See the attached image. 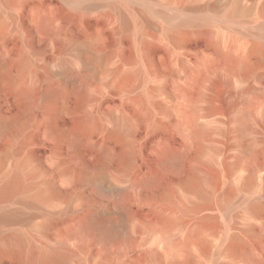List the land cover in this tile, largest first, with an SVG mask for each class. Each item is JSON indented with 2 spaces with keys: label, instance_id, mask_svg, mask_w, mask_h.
Wrapping results in <instances>:
<instances>
[{
  "label": "rangeland",
  "instance_id": "1",
  "mask_svg": "<svg viewBox=\"0 0 264 264\" xmlns=\"http://www.w3.org/2000/svg\"><path fill=\"white\" fill-rule=\"evenodd\" d=\"M206 3L216 8H204ZM263 4L0 1V60L13 77L18 75L15 63L25 56L30 61L20 80L7 84L0 78V116L28 122L20 132H0V184L15 159L30 156L24 171L32 185L0 200L1 213L20 216L0 222V264H29L31 246L52 247L62 240L71 253L67 264H164L172 255L189 258V264H228L226 249L233 237L239 255L264 264V53L252 55L245 75L232 71L226 56L241 45L264 42ZM234 6L242 11L227 19ZM77 7L84 8L81 14L74 12ZM117 12L130 22L128 29ZM185 19L196 22L180 26L182 44L162 35ZM83 33L100 34L101 50L79 49ZM141 38L150 44L149 60L141 52ZM105 52L112 56L100 62ZM83 60L90 63L87 71ZM134 61L142 77L117 87L113 68H132ZM62 63L70 71L63 80L58 78ZM49 76L60 84L56 100L27 106L17 98L20 82L29 83L38 96ZM75 79L84 87L83 100L68 84ZM48 108L54 114L53 135L45 127ZM242 108L249 110L244 130L231 119L233 110ZM112 118L130 122L125 137L111 132ZM193 122L204 127L200 150ZM166 148L184 154L178 167L164 161ZM9 149L14 156L5 154ZM251 173L253 181L245 185ZM193 174L207 181L204 194L187 187ZM148 175L158 176L157 183L143 186ZM43 183L68 193L41 200L34 188ZM227 186L232 192L223 198ZM93 213L116 229L115 237L104 240L98 231L80 228ZM164 216L176 223L166 226ZM187 235L193 238L184 245ZM7 237L12 244L1 246Z\"/></svg>",
  "mask_w": 264,
  "mask_h": 264
},
{
  "label": "bare ground",
  "instance_id": "2",
  "mask_svg": "<svg viewBox=\"0 0 264 264\" xmlns=\"http://www.w3.org/2000/svg\"><path fill=\"white\" fill-rule=\"evenodd\" d=\"M2 4H6V0H0ZM216 3V2H215ZM215 3H206L204 5V8H216ZM117 5L114 3L113 7H116ZM85 7V6H84ZM118 8V7H117ZM83 7H77L75 9L76 14H81L83 12ZM117 10V9H116ZM263 10H264V4H263ZM242 9L239 6H234L226 15L227 19L234 18L238 13H240ZM120 23L123 29L129 28V21L124 16V14L117 12ZM195 20L192 19H185L182 20L179 24L174 25L168 29H164L162 32V35L165 37L174 40L175 42L182 44L184 41V33L180 29V26L185 24H193L195 23ZM178 26V27H177ZM100 34H93L90 35L88 33H83L82 39L78 42L77 46L79 49L87 50L90 53L97 52L101 50L100 45ZM140 47L141 52L145 56L146 60H149V48L150 44L143 38L140 39ZM264 53V42H258L250 45H241L238 52H234L232 50H229L226 53L227 59L230 62V67H232V71H240L245 75L246 73H249L252 69V62L251 57L254 55V53ZM79 53V52H78ZM264 55V54H263ZM111 53H102L99 56V61L104 62L111 58ZM133 62L132 60L123 59V63L127 62ZM82 63V70H88L89 68V62L83 60ZM135 66L132 68H124V67H116L113 68V74L114 78L117 80V87H121L125 84H127L131 79L133 78H141L143 75L142 68L136 61H134ZM29 57H24L17 63H15V70L17 72L16 75L13 77L7 69L6 64L0 60V78L3 79L7 84H12L15 79L20 80V77L22 74L26 73L29 69ZM62 69L64 71L62 74L58 77L59 79H62L67 76V74L70 72L68 70V66L65 63H62ZM47 75H50L49 72H46ZM73 75V74H72ZM52 76V75H51ZM47 77L46 87L39 89L38 96H35L33 93L32 86L27 82H20L16 89V96L24 102L27 106L32 105L37 100H41L42 102L49 104L50 102L56 100L60 96V84L58 81L54 80L53 77ZM76 77V76H75ZM85 77V76H84ZM68 81V80H67ZM69 85L76 86L77 87V93L81 97V100L85 99V90L80 83H78L75 80L68 81ZM249 117V110L248 108H242V109H234L232 112L231 119L232 121L238 122V128L240 130H244L246 128V121ZM113 119V118H112ZM125 119H123L124 122ZM126 121V120H125ZM128 122V121H127ZM122 123L118 119H113V127L111 128V132L119 137H122L124 134H126L130 129V122L129 123ZM28 124V122H22L19 120H6L4 117L0 116V132H3V130L15 128L18 132L23 130L25 126ZM45 127L47 129V132L51 135L55 133V123H54V114L51 112V110L48 108V112L46 113V120H45ZM192 129H193V136L196 141V148L199 149V136L203 135L204 127H202L200 124L193 122L192 123ZM8 131V130H7ZM126 135H124L125 137ZM198 139V140H197ZM72 143H76V138L74 136L71 137ZM201 148V147H200ZM174 150V149H173ZM6 155L14 156L15 151L12 149H9L5 152ZM130 154H127V157H125V162L129 163L130 161ZM161 155L164 158V161L172 166V167H178L183 160V153L174 152L168 148L162 150ZM30 163V156H26L23 160L15 159L14 163L10 167L9 171L6 173V175L3 178V181L0 184V200L1 199H8L11 197L18 196L22 193H25L31 188V183L27 182L25 180V166H27ZM100 176V175H99ZM157 177L158 176H151L148 175V177L144 178L141 183L146 186H151L153 184L157 183ZM253 181V174L251 173L248 175L245 180L244 184H250ZM207 181L205 179H202L201 177L197 176L196 174H193L187 178L186 185L188 188L193 190L194 192L201 194H204V186L207 184ZM140 183V184H141ZM34 186V185H33ZM35 196L41 200H45L50 196H65L68 192H58L51 184L49 183H43L40 185H37L35 188ZM232 192V189L227 186L225 188L224 192L222 193V197L226 198L230 193ZM255 206V205H253ZM257 206V205H256ZM178 207V206H177ZM176 207V208H177ZM182 207V206H181ZM180 211L186 210V208H181ZM259 207V206H258ZM177 208V209H178ZM253 208V207H252ZM257 209V208H256ZM254 209V210H256ZM1 213V212H0ZM176 218V217H175ZM20 219V216L16 214L9 215L8 213H1L0 214V222H7L11 220H18ZM177 219V218H176ZM164 223L166 226H170L172 224H175L176 221L173 219L172 216H164L163 217ZM178 220V219H177ZM80 228L86 229V230H95L98 231V236L103 238L104 240L110 239L111 237H115L116 235V229L109 224L107 221H105L99 214L93 213L81 222ZM197 230H195L196 232ZM194 234V233H193ZM192 234V235H193ZM194 236V235H193ZM191 235H187V237L184 239V245H188L191 242ZM10 237L4 238L1 240V246L8 247L11 243ZM16 242L23 243L24 239L21 237L15 238ZM13 240V239H12ZM237 239L236 237H233L229 245L226 249V252L231 256V260L228 264H259L256 262L253 257L249 254L247 255H239L237 253ZM71 257V253L65 249V243L64 240L59 241L55 246L52 247H46L41 248L38 246H31L28 249V262L29 264H67L69 259ZM189 259L187 257L183 259H178L176 256H171L169 259H167L164 264H189V262L186 263V260Z\"/></svg>",
  "mask_w": 264,
  "mask_h": 264
}]
</instances>
